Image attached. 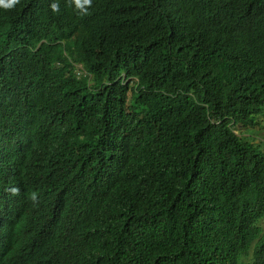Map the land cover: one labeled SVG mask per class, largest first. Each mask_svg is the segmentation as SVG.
Wrapping results in <instances>:
<instances>
[{
  "label": "trees",
  "instance_id": "1",
  "mask_svg": "<svg viewBox=\"0 0 264 264\" xmlns=\"http://www.w3.org/2000/svg\"><path fill=\"white\" fill-rule=\"evenodd\" d=\"M155 2L145 60L144 0H0L14 264H264V147L235 132L264 111V0Z\"/></svg>",
  "mask_w": 264,
  "mask_h": 264
},
{
  "label": "clouds",
  "instance_id": "2",
  "mask_svg": "<svg viewBox=\"0 0 264 264\" xmlns=\"http://www.w3.org/2000/svg\"><path fill=\"white\" fill-rule=\"evenodd\" d=\"M95 1V0H65V4L74 9L76 13H79L81 16L91 13L92 10L89 7L84 6V3ZM145 1V11L139 15L134 16L135 18L143 20L142 27L149 25L147 28L143 29L147 36V46L143 50V58L146 59H154L158 54L161 53L160 49L162 44L158 41V35L159 33L153 29V27L156 26H168L170 24H167L166 18L161 14L163 12V9L159 4H156L155 0H144ZM41 7L38 5V8ZM53 10L56 9V4H54L51 7ZM32 9H35L33 7ZM31 9V10H32ZM33 11V10H32ZM171 31V29H170ZM63 50H67L66 48H63ZM62 51V50H61ZM74 53H70L67 55V59L70 60V57H74ZM73 67L75 68H81L82 65L79 62H73ZM203 65V62H187L185 65V70L187 72H195V70L199 69ZM63 70L67 71L65 67H63ZM83 70V69H82ZM77 72V70H74ZM84 76H87L89 80H91L93 74L87 72L86 70L80 71ZM133 80H136V77L133 78ZM101 82V80H100ZM139 95V88L136 86L135 93L131 95L126 96V100H132L134 98V103L136 102V99ZM46 114H55L54 110L56 107H49V111L46 107H44ZM62 115V114H59ZM255 120L253 123L247 122L250 126L245 127V123L242 125L237 124V127L235 129V132L237 135L248 137L244 132L247 129H255V127H258V131H264V126H262V122H264V111H262V114L260 116L256 115L254 116ZM246 120V119H245ZM253 140V138H250ZM254 142V140H253ZM92 157V156H91ZM196 165V171H194V174H200L205 175L204 170L207 171V168L204 165L201 164H195ZM11 212L6 210L1 204H0V264H14L12 260V247H11V235H12V228H11ZM264 223V222H263ZM264 227V226H263ZM264 234V231H263ZM11 259V262H8V260Z\"/></svg>",
  "mask_w": 264,
  "mask_h": 264
},
{
  "label": "rangeland",
  "instance_id": "3",
  "mask_svg": "<svg viewBox=\"0 0 264 264\" xmlns=\"http://www.w3.org/2000/svg\"><path fill=\"white\" fill-rule=\"evenodd\" d=\"M262 126H264V122H262ZM258 127H255V129H247L244 134H246L248 137L253 138L255 143H260L264 147V131H258Z\"/></svg>",
  "mask_w": 264,
  "mask_h": 264
}]
</instances>
